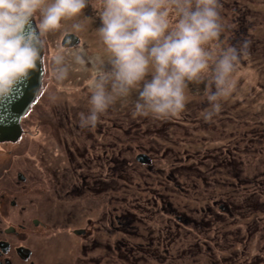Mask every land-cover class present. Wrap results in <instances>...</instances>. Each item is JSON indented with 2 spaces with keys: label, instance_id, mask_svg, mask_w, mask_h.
Returning <instances> with one entry per match:
<instances>
[{
  "label": "rangeland",
  "instance_id": "rangeland-1",
  "mask_svg": "<svg viewBox=\"0 0 264 264\" xmlns=\"http://www.w3.org/2000/svg\"><path fill=\"white\" fill-rule=\"evenodd\" d=\"M219 1L223 30L213 47L219 51L247 42L248 48L233 73L234 90L210 122L202 117L210 107L205 80L188 84L179 117H134L133 91L101 116L96 129H81L79 115L90 108V72L70 69L68 78L57 82L51 77L50 52L64 46L63 36L71 33L78 42L64 47H82L86 59L103 55L93 0L78 21L62 22L60 31L43 38L46 61L38 103L23 119L21 140L0 144L3 239L31 243L41 264H264V0ZM75 22L84 29L72 30ZM141 153L146 159L155 156L154 167L136 159ZM117 156L125 161L114 162ZM108 159L117 171L107 173L103 164ZM177 160L183 174L171 181L169 163ZM17 173L25 178L18 180ZM13 200L16 206L11 207ZM221 204H230L233 214ZM81 206L82 217L96 215V232L90 237L72 231L86 226L84 218L66 225L72 233L61 238L53 236L58 230L50 229L49 237L38 226L46 217L54 225L56 217ZM11 226L28 238L8 235ZM95 237L97 249L92 251ZM138 243L147 252H131Z\"/></svg>",
  "mask_w": 264,
  "mask_h": 264
},
{
  "label": "clouds",
  "instance_id": "clouds-1",
  "mask_svg": "<svg viewBox=\"0 0 264 264\" xmlns=\"http://www.w3.org/2000/svg\"><path fill=\"white\" fill-rule=\"evenodd\" d=\"M89 5L90 0H0V101L45 64L43 38L60 31L62 22L78 21ZM91 6L100 20L95 34L103 55L86 59L82 47L62 45L50 52L55 81H65L70 69L90 72V108L79 115L81 129L95 128L112 105L133 91L134 117H179L188 84L205 80L210 107L202 117L210 122L221 112L248 44L213 47L223 30L219 0H93ZM71 29L82 31L84 24L72 23Z\"/></svg>",
  "mask_w": 264,
  "mask_h": 264
},
{
  "label": "flooded vegetation",
  "instance_id": "flooded-vegetation-1",
  "mask_svg": "<svg viewBox=\"0 0 264 264\" xmlns=\"http://www.w3.org/2000/svg\"><path fill=\"white\" fill-rule=\"evenodd\" d=\"M220 3V1H219ZM44 78V73H43V77H42V81H41V86L43 85V79ZM41 89V87H40ZM40 92V90H39ZM39 94V93H38ZM37 94V96H38ZM36 96V98H37ZM36 98L35 100L32 102V104L30 105L29 109L27 110V112L21 117L20 119V128H21V133H20V136L17 140L13 141V140H3V141H0V144L1 143H11L12 145H14L13 143H16L18 142L19 140H21L22 136H23V128H22V125H23V119L27 117V115H29V113L31 111L34 110L35 106L37 105V101H36ZM36 102V103H35ZM104 117V114L102 115ZM109 120H111V117L108 116L107 117ZM114 126H116V124H114ZM96 129V127L94 128ZM82 134L80 133L79 134V137L81 136ZM69 153V151H68ZM139 157H141V159H143L144 161H148V165H147V168L148 169H151L152 167H154V165H152V159L154 160L155 159V156L153 157H150L149 159H146L144 158V153H141V154H138L136 156V159L138 160ZM98 158V157H97ZM97 158H95V162L97 163ZM191 157H187V160H190ZM171 160V158L169 159ZM224 160V159H223ZM118 161H125L124 159H119V157L117 156L115 161L114 162H118ZM139 161V160H138ZM224 162V161H223ZM111 163V165H110ZM203 163L205 164V160L203 159ZM127 164H129V162H127ZM181 164V163H180ZM169 165L173 166L172 169H170L169 174L170 175V180H177V176L178 175H181L183 174V170H182V165H179V161H170ZM107 166L106 168V171L107 173H113L114 171H117L119 169V167H116L112 164V162L108 159L107 161V164H103V167ZM191 165H187L185 169L189 170V167ZM109 167V168H108ZM113 167H116V169H113ZM102 168V167H101ZM209 167L207 166V169ZM234 171H236L234 169ZM156 173H163L162 171H155ZM187 172H190V171H186L185 173ZM1 178H2V174H1V170H0V181H1ZM25 178V176L22 174V173H17V179L18 180H23ZM2 198H3V195L1 193V189H0V209L2 210ZM234 202V201H233ZM10 206L13 207V206H16V201H10ZM245 204V203H244ZM220 208L222 209H225L227 210L231 215L233 214V212H231L230 208H231V205H223L221 204L219 206ZM5 208V207H4ZM90 208L92 210L95 211L96 213V205L95 204H90ZM234 209H240V205H234ZM5 211L6 212H9L6 208H5ZM90 213V212H89ZM95 213L91 216H88V217H82V206L79 207V208H75L73 207V209H69L65 212V216L64 217H56L57 220L54 221V225H50V217H46V220L43 222V223H38L35 219L33 221V224H39L38 226H41L42 227V231L44 233L47 232L46 236H48L50 234V229H55V230H58L59 231V235H56L55 233H53L54 235L53 236H57L60 238L65 236L67 234V232L69 233H72L71 231H68L66 230V225H69L71 224L72 222H77L80 223L82 221V218L85 219V225L86 226H83V227H74L73 228V233L75 235H78V236H86V237H90L92 236V234H95L96 232V226L92 227V224L94 223V220L92 219V217H95ZM97 219L95 221V224H97ZM102 223L104 224V227H108V223H109V217H108V214L106 215V217H103L102 218ZM118 223H121V220L118 219ZM123 223V221H122ZM22 228H26L25 224L21 225ZM21 227H19L21 229ZM7 233H10L8 235H16L18 237V239L20 240H24L26 237L28 238V235L25 231L23 232H18L17 229L13 226H11L10 228H7L6 231ZM31 232H34L31 231ZM2 233H1V229H0V264H21L20 262L22 263H28V264H41L39 262V260H36L37 256L35 255L33 249L31 246V243H29L28 245L26 244H23V243H19V244H13L12 241H9V240H6V239H3L1 237ZM33 235V233H32ZM26 236V237H25ZM51 235H49V237H51ZM97 237H95V239H92L91 242H90V250H95L97 249ZM55 239H57L55 237ZM94 240V242H93ZM139 243L138 244H134L133 246H131L130 248V251L131 252H141L142 249L139 247ZM107 249H109V247H106ZM99 249V248H98ZM142 252H147V251H142ZM9 254H11L12 256L10 257ZM132 254V253H131ZM134 254V253H133ZM140 255L144 256V253H140ZM33 256V257H32ZM127 256H131L130 254H127ZM36 257V258H34ZM20 260V262L18 261Z\"/></svg>",
  "mask_w": 264,
  "mask_h": 264
},
{
  "label": "water",
  "instance_id": "water-1",
  "mask_svg": "<svg viewBox=\"0 0 264 264\" xmlns=\"http://www.w3.org/2000/svg\"><path fill=\"white\" fill-rule=\"evenodd\" d=\"M78 39L76 35L67 33L62 38V44L73 45ZM43 73L42 65H38L37 69L32 71L30 79L21 84L10 97L0 101V141H15L19 138L20 119L39 93ZM138 160L144 161L141 157Z\"/></svg>",
  "mask_w": 264,
  "mask_h": 264
},
{
  "label": "trees",
  "instance_id": "trees-1",
  "mask_svg": "<svg viewBox=\"0 0 264 264\" xmlns=\"http://www.w3.org/2000/svg\"><path fill=\"white\" fill-rule=\"evenodd\" d=\"M224 164L226 165L228 163V161L226 160V158H224ZM182 170H183V167H182Z\"/></svg>",
  "mask_w": 264,
  "mask_h": 264
}]
</instances>
